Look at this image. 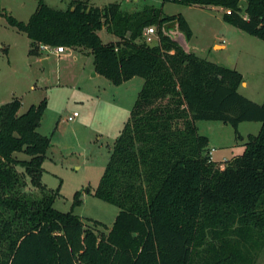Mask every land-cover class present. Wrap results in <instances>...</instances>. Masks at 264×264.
Wrapping results in <instances>:
<instances>
[{"label":"trees","instance_id":"trees-1","mask_svg":"<svg viewBox=\"0 0 264 264\" xmlns=\"http://www.w3.org/2000/svg\"><path fill=\"white\" fill-rule=\"evenodd\" d=\"M164 1L221 7L224 21L264 40V0ZM4 15L32 39L31 54L40 55L41 44L89 50L114 84L135 76L144 84L96 190L119 208L108 234L54 206L59 191L43 181L51 138L38 130L47 101L24 113L19 98L0 105V264H253L250 229L233 226L264 208V102L239 92L243 74L165 34L172 20L188 41L193 30L183 14L154 6L124 12L117 2L71 0L57 9L39 0L28 22ZM150 26L157 45L141 40ZM104 28L118 40L104 43ZM201 120L231 125L240 139L243 122L261 129L220 167ZM254 219L264 238V213Z\"/></svg>","mask_w":264,"mask_h":264},{"label":"rangeland","instance_id":"rangeland-1","mask_svg":"<svg viewBox=\"0 0 264 264\" xmlns=\"http://www.w3.org/2000/svg\"><path fill=\"white\" fill-rule=\"evenodd\" d=\"M44 1L57 9H67L71 2ZM114 2L120 3L124 12L142 10L149 5L170 15L185 14L194 34L188 41L180 31L177 35L180 43L202 58L241 72L244 82L239 92L259 104L264 102V40L224 21L223 9L164 0H90L98 6ZM38 4L39 0H0V105L19 98L20 113H24L31 105L47 101L38 130L51 138V147L43 161V181L59 191L54 206L61 211H73L99 235L108 234L119 208L98 198L96 190L144 78L135 76L116 85L96 71L94 54L86 50L67 48L59 54L39 45L40 55L31 54L32 39L10 25L4 14L28 22ZM154 27L153 37L158 44ZM99 34L104 43L118 40L106 28ZM215 43H223L225 47ZM44 58L48 59L49 69L43 63ZM75 111L80 115L69 121L68 116ZM197 125L199 132L209 137L208 148L213 150L220 167L242 154L248 136L258 134L261 129V122H244L239 127L243 136L240 139L235 129L222 121L201 120ZM18 157L28 158L24 154ZM224 157L229 160H222ZM262 212L264 208L258 209L246 221V216H239L233 226L250 229L253 246L249 256L253 264H264V238L254 219Z\"/></svg>","mask_w":264,"mask_h":264},{"label":"built area","instance_id":"built-area-1","mask_svg":"<svg viewBox=\"0 0 264 264\" xmlns=\"http://www.w3.org/2000/svg\"><path fill=\"white\" fill-rule=\"evenodd\" d=\"M156 33V29L154 26H150V27H147L145 30H144V33H143V38H144V41L149 44V45H157L155 43V39H154V35ZM40 47L42 49H49V50H52L56 53H59V54H62V53H65L66 52V47L65 46H58L56 48H53V46H50V45H45V44H41ZM53 48V49H52ZM79 112L78 111H75L73 112L72 114H70L68 116V120L69 121H74L78 116H79Z\"/></svg>","mask_w":264,"mask_h":264},{"label":"water","instance_id":"water-1","mask_svg":"<svg viewBox=\"0 0 264 264\" xmlns=\"http://www.w3.org/2000/svg\"><path fill=\"white\" fill-rule=\"evenodd\" d=\"M246 3H247L246 0H241V5H245ZM163 30L165 34L170 36L173 40L180 42L179 38L177 37V35H179L180 33L179 24L177 20H172V21L165 23L163 26ZM43 63L46 66V68L49 69L47 58L43 59Z\"/></svg>","mask_w":264,"mask_h":264},{"label":"crops","instance_id":"crops-1","mask_svg":"<svg viewBox=\"0 0 264 264\" xmlns=\"http://www.w3.org/2000/svg\"><path fill=\"white\" fill-rule=\"evenodd\" d=\"M118 3V2H117ZM96 6H98V5H96ZM100 7H103V6H100ZM217 9L219 10V9H223V8H221V7H217ZM138 11V10H137ZM181 14H183V13H181ZM221 14V13H220ZM183 16L186 18V16H185V14H183ZM187 19V18H186ZM188 21V20H187ZM189 23V22H188ZM190 24V23H189ZM191 26V25H190ZM192 28V27H191ZM193 30V29H192ZM193 34H194V31H193ZM216 45H219V46H221V47H225V45L223 44V43H215V46ZM69 50V49H68ZM86 51H88V52H90L89 50H86ZM132 80V79H131ZM245 83L247 84V82L245 81ZM143 84H144V82H143ZM244 123V122H243ZM242 124V123H241ZM240 124V125H241ZM240 125H239V127H240ZM252 134V133H251ZM209 152H210V156H211V158H212V160L213 161H215V159H214V157H213V155H214V153H213V150L212 149H209ZM222 160H229V158L228 157H224ZM43 179H44V177H43Z\"/></svg>","mask_w":264,"mask_h":264}]
</instances>
